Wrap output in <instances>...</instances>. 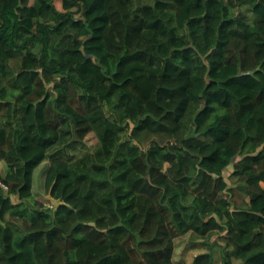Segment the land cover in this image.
<instances>
[{
	"label": "trees",
	"instance_id": "1",
	"mask_svg": "<svg viewBox=\"0 0 264 264\" xmlns=\"http://www.w3.org/2000/svg\"><path fill=\"white\" fill-rule=\"evenodd\" d=\"M152 1L0 0V264H264V0Z\"/></svg>",
	"mask_w": 264,
	"mask_h": 264
},
{
	"label": "rangeland",
	"instance_id": "2",
	"mask_svg": "<svg viewBox=\"0 0 264 264\" xmlns=\"http://www.w3.org/2000/svg\"><path fill=\"white\" fill-rule=\"evenodd\" d=\"M145 2H150L152 3V0H142V3ZM6 112L7 110L5 109L3 111V113L1 114V119H2V123L5 125V119H6ZM108 112L106 113H101V123L98 124V129H99V136L101 138L102 141V147L100 149L97 150L96 152V160L98 161H104L108 158H110L111 156H113V146H108V144L115 138V139H121L122 141L128 140L127 139V134H129L132 131L133 125H128L127 121L125 123H121L120 121L117 120V123H115V118L113 116H108ZM108 116V117H106ZM108 118V120L112 123L114 122L116 124V127H109L104 120ZM121 124L122 127H118V125ZM6 126V125H5ZM130 126V127H129ZM62 137L60 139V144L59 147H56V149H60L62 148L64 145L68 144L71 141L72 138V133H71V126L68 124V122H64V120H62ZM141 139L146 138L147 135L142 133L140 135ZM148 142L151 141L150 138L145 139ZM87 148L90 147H97L98 145V139L96 136H94L93 134H89L85 140H84ZM79 150V149H76ZM52 151L49 152V154H51ZM90 153V152H89ZM83 153L80 154V157H83ZM84 161H87V159H85ZM235 162V161H234ZM233 162V163H234ZM233 163L231 165H233ZM49 159L45 160L34 172V178H33V197L35 200L42 202L45 205H52L51 201L48 198V194L46 192V188H45V176H46V171L47 168L49 166ZM7 165L4 162H0V173H4L7 171ZM232 169L231 167H229V169L225 172L224 177L227 178L228 183L230 184V188H232V190L230 191V195H231V199L233 201V208L237 209V208H241L243 207L246 203V194L244 192H242L241 188H240V183L237 179L230 177V173H231ZM228 193L223 194V197H228L229 196ZM13 200H16L15 197H12ZM17 229L22 232L24 231V226L19 224V222H17ZM215 253H214V264H221V256H220V250L218 247H216L215 249Z\"/></svg>",
	"mask_w": 264,
	"mask_h": 264
},
{
	"label": "water",
	"instance_id": "3",
	"mask_svg": "<svg viewBox=\"0 0 264 264\" xmlns=\"http://www.w3.org/2000/svg\"><path fill=\"white\" fill-rule=\"evenodd\" d=\"M48 198L51 201V203L54 205V207L57 208L59 205H61V202L59 200H54L50 195L48 196Z\"/></svg>",
	"mask_w": 264,
	"mask_h": 264
},
{
	"label": "built area",
	"instance_id": "4",
	"mask_svg": "<svg viewBox=\"0 0 264 264\" xmlns=\"http://www.w3.org/2000/svg\"><path fill=\"white\" fill-rule=\"evenodd\" d=\"M4 189H7V187H5L4 185H2Z\"/></svg>",
	"mask_w": 264,
	"mask_h": 264
},
{
	"label": "bare ground",
	"instance_id": "5",
	"mask_svg": "<svg viewBox=\"0 0 264 264\" xmlns=\"http://www.w3.org/2000/svg\"><path fill=\"white\" fill-rule=\"evenodd\" d=\"M223 244V243H222Z\"/></svg>",
	"mask_w": 264,
	"mask_h": 264
}]
</instances>
